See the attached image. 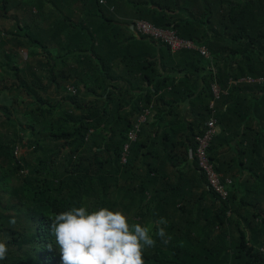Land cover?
I'll list each match as a JSON object with an SVG mask.
<instances>
[{"label": "trees", "instance_id": "16d2710c", "mask_svg": "<svg viewBox=\"0 0 264 264\" xmlns=\"http://www.w3.org/2000/svg\"><path fill=\"white\" fill-rule=\"evenodd\" d=\"M106 1L114 11L99 0H0V18L14 22L0 26V264H62L49 216L80 206L119 209L130 224L165 218L171 239L156 238L145 264H264V82H242L264 79V0H125L135 13L123 24ZM139 20L207 46L211 59L173 53ZM215 81L225 93L207 153L225 200L196 157Z\"/></svg>", "mask_w": 264, "mask_h": 264}, {"label": "clouds", "instance_id": "9594fccd", "mask_svg": "<svg viewBox=\"0 0 264 264\" xmlns=\"http://www.w3.org/2000/svg\"><path fill=\"white\" fill-rule=\"evenodd\" d=\"M49 218L62 264H145V249L155 247L156 238L165 245L171 239L165 218L130 224L119 209L72 207ZM8 250V242L0 240V260L7 258Z\"/></svg>", "mask_w": 264, "mask_h": 264}, {"label": "built area", "instance_id": "2783aa9c", "mask_svg": "<svg viewBox=\"0 0 264 264\" xmlns=\"http://www.w3.org/2000/svg\"><path fill=\"white\" fill-rule=\"evenodd\" d=\"M99 2L102 6H108V2L106 0H99ZM136 29L143 35L151 36L162 43H166L169 47H171L173 53H179L181 51H194L206 59H211V53L207 46L198 45L191 40L183 39L173 30L158 28L152 23L143 20L137 21ZM242 81L253 84L256 82L262 83L263 79H254L248 77ZM211 91L213 94V99L210 103L212 116L207 124L208 129L205 132L204 138L198 139L199 145L196 151V157L198 159V167L206 173L210 185L221 196V198L225 200L227 197V192L225 191L224 185L221 183V176L216 172L215 165L210 160L207 153L209 143L212 142L213 138L217 135V131L219 130L216 126L215 105L217 101L221 100L225 91L217 81L212 84Z\"/></svg>", "mask_w": 264, "mask_h": 264}, {"label": "crops", "instance_id": "0c3cea01", "mask_svg": "<svg viewBox=\"0 0 264 264\" xmlns=\"http://www.w3.org/2000/svg\"><path fill=\"white\" fill-rule=\"evenodd\" d=\"M179 1H181V2H183V3H185V2H189L190 0H179ZM113 2L114 3H116V6H117V10H116V12H117V15L115 16V18L116 19H118L119 18V20H120V22L123 24L126 20H125V16L127 15L126 14V12H131L130 14H134L135 13V8L133 9V8H131L132 6H129V5H127V2L125 1V0H113ZM127 5V6H126ZM14 10H12V11H10V15H13V14H19V15H22V13L21 12H17V11H14ZM128 16H130V17H135L134 15H128ZM128 16H127V18H128ZM4 21H6V23H5V27H7L8 26V24H9V21L8 20H5V19H3ZM12 26H13V23L11 24ZM264 82V81H263ZM262 82V83H263ZM245 83H247V82H245ZM247 84H249V83H247ZM258 84H260V83H258ZM227 147H225L223 150H221V152L223 153V156L224 157H232L233 158V156H234V153H231L230 152V146H228V145H226ZM232 146V145H231ZM232 147H234V146H232ZM231 158V159H232ZM177 165V164H176ZM177 166H179L181 169H183L184 168V166L182 165V164H178ZM169 170L170 171H172L173 172V167H172V164H170L169 165ZM231 175H233L234 177H236L237 175H239V171L238 170H236V169H233L230 173H229V176H231ZM174 180H175V182L177 181L176 180V178L174 177ZM228 182H230V180H228ZM195 208L196 207H194L193 209L192 208H190V210H191V212H193L194 214L196 213V212H194V210H195ZM129 212H132V214H128V215H130V217L131 218H134V219H137V217H135L133 214V212H135V211H129ZM189 212V211H188ZM174 214L175 213H173V216H174ZM189 214V213H188Z\"/></svg>", "mask_w": 264, "mask_h": 264}, {"label": "rangeland", "instance_id": "374dc122", "mask_svg": "<svg viewBox=\"0 0 264 264\" xmlns=\"http://www.w3.org/2000/svg\"><path fill=\"white\" fill-rule=\"evenodd\" d=\"M14 12V11H13ZM9 21V24H8V26L7 27H5V23H6V21H4L2 18H0V26H2L3 27V29H12L13 28V26L11 25L12 23H14L12 20H8ZM14 25V24H13ZM25 53H26V51H24ZM26 59V56L24 55V58H23V60H25ZM18 60H19V64L21 65L22 64V60L20 61V59L18 58ZM248 78V77H247ZM249 78H252V77H249ZM245 79V78H244ZM263 81H264V79H263ZM242 82H245V81H242ZM256 83H258V82H256ZM253 84H255V83H253ZM2 121V120H1ZM219 133V130L217 131V134ZM27 150L26 149H21V151H20V153H22V154H24L25 152H26ZM18 183V179H17V177H15L14 179H13V182L10 184V186H8V187H5L4 189H3V191H2V194H1V197H2V199L3 200H5V201H7L8 200V198H9V196H10V192H11V190H12V186L13 185H15V184H17ZM243 197H244V195H242ZM256 198H258V200H260V195L257 193V194H251V195H249V198H248V200H255ZM250 201V202H251ZM258 205V204H257ZM262 208H264V205L263 206H261Z\"/></svg>", "mask_w": 264, "mask_h": 264}, {"label": "bare ground", "instance_id": "6f19581e", "mask_svg": "<svg viewBox=\"0 0 264 264\" xmlns=\"http://www.w3.org/2000/svg\"><path fill=\"white\" fill-rule=\"evenodd\" d=\"M227 196H228V194H227Z\"/></svg>", "mask_w": 264, "mask_h": 264}]
</instances>
